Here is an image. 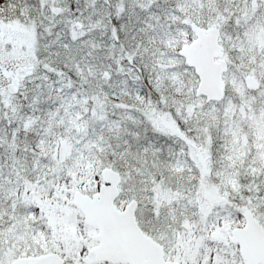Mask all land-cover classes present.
Returning <instances> with one entry per match:
<instances>
[{"label":"snow or ice","instance_id":"1","mask_svg":"<svg viewBox=\"0 0 264 264\" xmlns=\"http://www.w3.org/2000/svg\"><path fill=\"white\" fill-rule=\"evenodd\" d=\"M0 264H264V0H0Z\"/></svg>","mask_w":264,"mask_h":264}]
</instances>
